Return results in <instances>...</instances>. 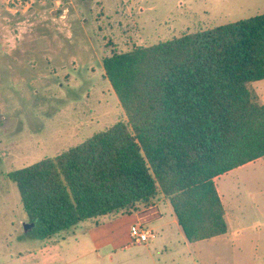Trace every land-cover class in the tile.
I'll use <instances>...</instances> for the list:
<instances>
[{"label": "trees", "instance_id": "trees-1", "mask_svg": "<svg viewBox=\"0 0 264 264\" xmlns=\"http://www.w3.org/2000/svg\"><path fill=\"white\" fill-rule=\"evenodd\" d=\"M102 64L126 121L8 175L35 236L51 240L160 197L190 243L227 234L214 179L264 158V103L250 88L264 80V14Z\"/></svg>", "mask_w": 264, "mask_h": 264}, {"label": "rangeland", "instance_id": "rangeland-1", "mask_svg": "<svg viewBox=\"0 0 264 264\" xmlns=\"http://www.w3.org/2000/svg\"><path fill=\"white\" fill-rule=\"evenodd\" d=\"M260 14L264 0H0V264H127L158 255L159 248L149 252L133 243L111 260V247L92 246L89 225L38 239L34 228L26 230L29 220L8 175L126 121L104 74L107 56ZM263 84L250 85L258 102ZM253 178L250 168L227 185L238 196L236 211L242 206L261 226L254 204L264 203V195ZM127 219L120 216L114 225L125 232ZM159 225H171L169 217ZM110 232L94 240L110 242ZM77 241L85 245L82 255L73 249ZM125 242L131 236L118 240ZM227 257L225 264H264V250L250 244L231 247Z\"/></svg>", "mask_w": 264, "mask_h": 264}, {"label": "crops", "instance_id": "crops-1", "mask_svg": "<svg viewBox=\"0 0 264 264\" xmlns=\"http://www.w3.org/2000/svg\"><path fill=\"white\" fill-rule=\"evenodd\" d=\"M260 82L264 83V80H261ZM258 91V93L262 95L261 99L262 103H264V84ZM256 165H258V167H256ZM250 168H254V187H259V190L257 191L258 194L264 195V187L262 186V183H264V177L261 175V173H264V158H259L253 162H249L214 179L217 191L225 209L226 220L229 225V232L225 235L209 240L190 243L179 226L169 201L164 197L158 198L149 207H143L142 209L143 204H140L137 206V210L90 219L72 229L75 230L79 227L85 228V225H89L90 227L87 233L93 241L92 246H94V249L96 250L103 247H111L112 252L110 255L111 260H113V255L116 254L117 250L133 248V242H125L126 244L118 243V240L124 237L126 241L130 239V228H126L125 232H123L114 225L117 223L120 216L123 217L124 215H127V220L130 221L131 226L135 224L141 225L143 228L148 229L155 235L150 242L141 244L137 248H144L147 250H149L151 246L153 248H159L158 251L155 249L156 254L158 255L150 253V260L144 262L143 260L136 259L127 264L228 263V251L231 247L234 249L236 245L239 247H245L247 244H250L255 247L256 251L259 249L264 250V223L261 226L254 224L255 221L252 223L250 213L243 211L241 208L242 206L238 209V211H236L234 204L238 202V196H232L227 185L228 182H230V179H228L229 177L238 173L247 172ZM262 200V202H264V198H262ZM254 207L256 208V212L264 218L262 215L264 213V203H261L260 205L254 204ZM166 216L169 217L171 225H159ZM107 229L111 231L110 239L112 242L103 243L94 240L97 235L106 232ZM152 241L153 243H151ZM84 246L83 242L80 243L77 241L73 249L81 250L82 255L84 252ZM75 260H78V257L70 259L69 262H73Z\"/></svg>", "mask_w": 264, "mask_h": 264}, {"label": "built area", "instance_id": "built-area-1", "mask_svg": "<svg viewBox=\"0 0 264 264\" xmlns=\"http://www.w3.org/2000/svg\"><path fill=\"white\" fill-rule=\"evenodd\" d=\"M130 236L133 243L145 244L150 242L155 235L148 229L143 228L141 225L135 224L130 228Z\"/></svg>", "mask_w": 264, "mask_h": 264}, {"label": "water", "instance_id": "water-1", "mask_svg": "<svg viewBox=\"0 0 264 264\" xmlns=\"http://www.w3.org/2000/svg\"><path fill=\"white\" fill-rule=\"evenodd\" d=\"M30 226V227H29ZM34 227V224H29V225H27V227H26V230L28 229V228H33Z\"/></svg>", "mask_w": 264, "mask_h": 264}]
</instances>
